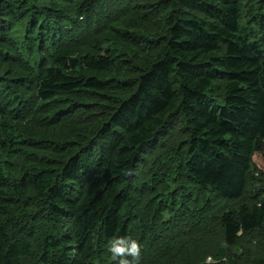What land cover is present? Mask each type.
<instances>
[{"label":"trees","instance_id":"16d2710c","mask_svg":"<svg viewBox=\"0 0 264 264\" xmlns=\"http://www.w3.org/2000/svg\"><path fill=\"white\" fill-rule=\"evenodd\" d=\"M244 1L0 0V147L19 164L14 178L0 172V264H96L111 239L129 237L141 160L178 123L186 133L178 167L205 194L241 199L264 178V36L242 25ZM110 5L100 27L96 7ZM41 54L46 63L17 64ZM22 82L32 113L49 116L43 133L36 118L19 120L20 108L12 118ZM60 122L71 123L61 132L67 146L21 166L29 150L47 147L36 137L57 133ZM218 218V237L203 223V252H176V239L153 249L143 240L142 251L150 264L172 251L182 253L174 264H236L242 248L245 264H264L253 255L264 195ZM177 224L162 236L187 232ZM248 236L253 249L241 244Z\"/></svg>","mask_w":264,"mask_h":264},{"label":"rangeland","instance_id":"374dc122","mask_svg":"<svg viewBox=\"0 0 264 264\" xmlns=\"http://www.w3.org/2000/svg\"><path fill=\"white\" fill-rule=\"evenodd\" d=\"M243 4L241 18L242 25L248 27V29H252V31L262 38L264 34L258 33L262 30L260 25L261 18L262 20L264 19V7L261 8L263 5L259 3L252 4L250 0L244 1ZM114 5L117 6V4ZM111 8V5L108 6V11L106 12L103 11L102 7H96L95 11L98 17L97 24H100V27L108 22L105 18L107 17V13L111 11ZM248 13H252L254 18L249 16ZM122 26L123 25L121 24L118 29ZM106 45L101 44L102 47H106ZM22 51L24 52V50ZM22 55L25 56L26 53H22ZM42 55L43 54L39 57L37 56L33 58L38 60L35 61V63L32 61V58H30L24 62H18L17 64H27L28 61H31L32 66H36L38 63H46V58ZM47 64L49 65L50 62L47 61ZM118 67L124 69V65H119ZM15 91L22 94L23 98L21 99V102L16 101L14 111L16 109L17 111L12 113V115H15L12 118L15 119L19 115L20 108L21 116L19 120L23 122L24 117H34L37 120V122L35 121L33 124L34 130H39L43 133L45 130L50 129V126H47V121L45 120L49 117L47 114L34 115L31 111L35 102L32 99V89L29 84L22 82L21 86L15 88ZM70 126L71 123L60 122L57 133L53 135L48 134L47 136L44 133L43 135L37 136L36 138L42 140L40 144H44L47 147L43 150H41L43 147H39L33 151L29 150L25 156L32 155L26 163L20 165L26 169L40 164L43 155L39 154L37 151H53L51 149L52 146L55 148L58 147L59 151H62L61 147L65 148L67 145H65L66 140L63 139L61 132L69 131L71 129ZM28 127L29 125L25 127L24 131H26ZM47 127L48 129H46ZM185 139L186 133L182 125L180 123L175 124L170 130L165 132L160 142L142 158L141 165L138 167L136 176L132 181L134 206L133 215L129 222V237L136 239L140 245L147 244L150 249H153V244L155 242H158L159 245H161L166 241L171 242L173 239H176L172 247V250L176 252L182 251L183 253L186 250H198L203 252L206 248L205 242L203 241V236L206 231L202 234V229L204 230L205 228L203 223H209L212 227L214 236L218 237L220 236L218 217H220L222 212L229 209H235L242 203L256 202L260 195H264V178L257 179L254 177L253 181L248 184V188L241 199L237 200H217V198L205 194L202 187L193 186L191 182L185 179L180 167H178V163L184 153L183 141ZM26 148L29 149L30 146H26ZM7 151L9 150L0 147V172L13 176L14 178L18 174L19 164H16V157ZM161 161H165V163L164 165L159 166ZM208 199L211 200L210 203L212 204V208H205V205L203 206V203L208 202ZM209 214H213L215 217L211 215L210 217L212 218H209ZM175 223H178L176 225L178 231H182V228L187 230V232L182 231V234L180 233L179 237L178 235H173L169 240L165 239L164 236H162V232L165 230L170 233L171 228ZM250 238V236L242 238L241 244L252 248L253 246L249 244ZM258 238L263 243L260 244V247L257 249L252 248L253 251H255V253L253 252V255L254 257L259 255L264 260V237L260 234ZM143 240L148 241V243L144 244ZM253 240H255L254 237ZM257 242L259 241L257 240ZM107 246L108 244L102 247L100 258L96 260V264H113L114 261L111 259V254L107 251ZM250 251L248 253L249 255L251 253ZM172 252L163 255L157 259L154 264H171L170 258L174 264V259L182 253L176 257L172 256V258ZM235 253L234 260L236 261V264H245L248 262L244 257L245 255L242 254L244 253L242 248H236ZM150 255L151 251L147 248L142 251L141 246L140 264H150L152 259ZM228 264H232V262L229 261Z\"/></svg>","mask_w":264,"mask_h":264},{"label":"clouds","instance_id":"9594fccd","mask_svg":"<svg viewBox=\"0 0 264 264\" xmlns=\"http://www.w3.org/2000/svg\"><path fill=\"white\" fill-rule=\"evenodd\" d=\"M107 251L116 264H140L141 245L131 237H114L108 242ZM212 260L211 256L206 258L207 262Z\"/></svg>","mask_w":264,"mask_h":264},{"label":"built area","instance_id":"2783aa9c","mask_svg":"<svg viewBox=\"0 0 264 264\" xmlns=\"http://www.w3.org/2000/svg\"><path fill=\"white\" fill-rule=\"evenodd\" d=\"M211 262H212V261H211ZM205 263H210V262H207V261H206Z\"/></svg>","mask_w":264,"mask_h":264}]
</instances>
